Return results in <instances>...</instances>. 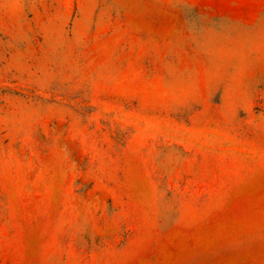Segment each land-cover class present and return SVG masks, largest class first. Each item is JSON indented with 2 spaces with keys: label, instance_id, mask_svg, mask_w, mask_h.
I'll use <instances>...</instances> for the list:
<instances>
[{
  "label": "rangeland",
  "instance_id": "rangeland-1",
  "mask_svg": "<svg viewBox=\"0 0 264 264\" xmlns=\"http://www.w3.org/2000/svg\"><path fill=\"white\" fill-rule=\"evenodd\" d=\"M0 264H264V0H0Z\"/></svg>",
  "mask_w": 264,
  "mask_h": 264
}]
</instances>
